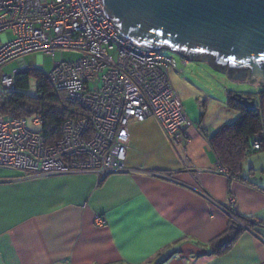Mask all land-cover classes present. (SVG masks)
Returning <instances> with one entry per match:
<instances>
[{
  "label": "crops",
  "instance_id": "0c3cea01",
  "mask_svg": "<svg viewBox=\"0 0 264 264\" xmlns=\"http://www.w3.org/2000/svg\"><path fill=\"white\" fill-rule=\"evenodd\" d=\"M201 127L207 139L175 147L156 121L132 123L127 171L104 179L0 168V264H264V186L253 167L248 182L229 178ZM231 212L251 228L213 254Z\"/></svg>",
  "mask_w": 264,
  "mask_h": 264
},
{
  "label": "built area",
  "instance_id": "2783aa9c",
  "mask_svg": "<svg viewBox=\"0 0 264 264\" xmlns=\"http://www.w3.org/2000/svg\"><path fill=\"white\" fill-rule=\"evenodd\" d=\"M102 6L103 0H0V68L33 52L82 54L74 61H55L46 73L53 91L77 108L54 144L45 143L39 128H29L26 117L0 114V168L24 176L89 172L103 179L123 173L128 127L147 119H154L175 147L191 142L197 132L207 139L173 87L174 57L161 52L164 48L148 49L125 38ZM181 56L186 64L189 59ZM15 73L0 74L5 90L13 88ZM31 122L40 126V115Z\"/></svg>",
  "mask_w": 264,
  "mask_h": 264
},
{
  "label": "water",
  "instance_id": "95a60500",
  "mask_svg": "<svg viewBox=\"0 0 264 264\" xmlns=\"http://www.w3.org/2000/svg\"><path fill=\"white\" fill-rule=\"evenodd\" d=\"M101 8L138 45L207 62L214 57L209 63L230 79L264 85V0H103ZM225 65L236 72L217 67ZM232 98L255 109L254 98Z\"/></svg>",
  "mask_w": 264,
  "mask_h": 264
},
{
  "label": "trees",
  "instance_id": "16d2710c",
  "mask_svg": "<svg viewBox=\"0 0 264 264\" xmlns=\"http://www.w3.org/2000/svg\"><path fill=\"white\" fill-rule=\"evenodd\" d=\"M207 60L214 65V57L212 61ZM217 67L227 70L228 73H234L237 70V68L228 70L226 65ZM31 78L36 81L34 96L26 94ZM261 82L264 83V79H261ZM235 94H227V104L230 108L237 110L240 115L232 122L223 124L215 130L208 141L220 167L225 168L229 178L248 182L244 173V160L252 152H264V106L262 101L257 103L255 100V109H246L232 98ZM246 97L253 98L250 95ZM76 110L75 106L66 105L62 97L53 91L45 73L31 68L16 72L13 88L9 90L7 96L0 97V114L3 116L40 115L39 130L47 145L54 144L61 137L63 122L73 117ZM256 140L258 148L254 147ZM251 169L253 170L249 168ZM22 175L24 176L23 173ZM230 215L232 218L227 230L210 243L213 254L227 251L244 227L251 228L249 218L232 212Z\"/></svg>",
  "mask_w": 264,
  "mask_h": 264
},
{
  "label": "rangeland",
  "instance_id": "374dc122",
  "mask_svg": "<svg viewBox=\"0 0 264 264\" xmlns=\"http://www.w3.org/2000/svg\"><path fill=\"white\" fill-rule=\"evenodd\" d=\"M7 36L11 37L10 31H7ZM161 52L174 57L177 61V66L169 69L170 79L181 100L187 117L194 124L202 125L206 130L211 132L217 130L223 124L235 120L240 113L228 106V93H236L245 96L250 95L257 103L262 101V105L264 106V85L255 86L247 81L232 80L225 72L217 70L205 60L188 58L189 61L183 64L180 54L166 48ZM81 56V53L73 51H55L53 56L47 54L43 55L40 52H33L22 56V62L19 60H12L5 64L0 68V74L2 72L7 74L15 71L19 72L25 68L36 69L46 74L50 72L55 61H74ZM8 92L9 91L5 90L0 85V97L7 96ZM26 94L30 96L36 94L35 79H30L29 89L26 91ZM33 118L34 115L26 117L27 126L31 129L40 128L39 125L32 124L31 121ZM161 130L163 131L162 128ZM164 135L167 138L165 133ZM243 167L246 171H249V168L253 167L255 171L254 174L248 175V172L246 173L249 180L259 186H264L263 151L249 154L244 160Z\"/></svg>",
  "mask_w": 264,
  "mask_h": 264
},
{
  "label": "flooded vegetation",
  "instance_id": "af4514ba",
  "mask_svg": "<svg viewBox=\"0 0 264 264\" xmlns=\"http://www.w3.org/2000/svg\"><path fill=\"white\" fill-rule=\"evenodd\" d=\"M240 69H243V68H240Z\"/></svg>",
  "mask_w": 264,
  "mask_h": 264
}]
</instances>
